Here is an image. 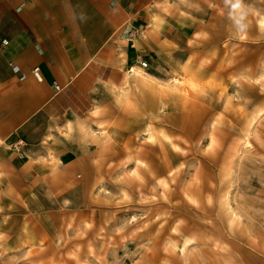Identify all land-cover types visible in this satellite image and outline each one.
<instances>
[{
  "label": "rangeland",
  "instance_id": "374dc122",
  "mask_svg": "<svg viewBox=\"0 0 264 264\" xmlns=\"http://www.w3.org/2000/svg\"><path fill=\"white\" fill-rule=\"evenodd\" d=\"M166 2L157 79L75 92L47 167L12 150L0 264H264V0Z\"/></svg>",
  "mask_w": 264,
  "mask_h": 264
},
{
  "label": "crops",
  "instance_id": "0c3cea01",
  "mask_svg": "<svg viewBox=\"0 0 264 264\" xmlns=\"http://www.w3.org/2000/svg\"><path fill=\"white\" fill-rule=\"evenodd\" d=\"M166 1L0 0V240L20 223L15 211H2L9 202L3 193L16 177L12 150L27 156L23 169L31 170L35 160L47 167L55 154L61 159L66 152L63 121L52 116L68 110L89 81L147 80L139 71L156 78L151 75L161 65L156 53L171 32V18L162 9ZM137 28H150L148 37L145 31L135 33ZM128 32L133 36H121ZM137 55L147 61L146 68L138 65ZM35 66L41 80L32 74Z\"/></svg>",
  "mask_w": 264,
  "mask_h": 264
},
{
  "label": "built area",
  "instance_id": "2783aa9c",
  "mask_svg": "<svg viewBox=\"0 0 264 264\" xmlns=\"http://www.w3.org/2000/svg\"><path fill=\"white\" fill-rule=\"evenodd\" d=\"M128 33L131 34L130 32H128ZM136 62L142 68H146L148 66L147 61L143 60L140 55L136 56ZM12 69L14 71H17L18 67L16 65H12ZM129 73H133L132 68H129ZM32 74L37 80H41V75H40V72H39V68L37 66L32 68ZM52 86L54 87V89L56 91H58L60 89V85L57 82H54L52 84Z\"/></svg>",
  "mask_w": 264,
  "mask_h": 264
},
{
  "label": "bare ground",
  "instance_id": "6f19581e",
  "mask_svg": "<svg viewBox=\"0 0 264 264\" xmlns=\"http://www.w3.org/2000/svg\"><path fill=\"white\" fill-rule=\"evenodd\" d=\"M134 69H135V68H133V70H134ZM134 71H135V70H134ZM134 71H133V72H134ZM132 74H133V73H132ZM151 75H152V74H151ZM125 76H126V74L124 75V77H125ZM171 78H173V81L176 83V85L180 82V80H179L180 78L178 79V78L175 77V76H174V77L172 76ZM173 81H172V82H173ZM174 82H173V84H175ZM182 82H183V81H182ZM261 109H262V108H261ZM263 110H264V109H263ZM261 115H262V114H261ZM257 116H258V115H257ZM258 117H259V116H258ZM240 138H241V137H240ZM241 139H242V138H241ZM239 142H240V141H239ZM241 142L244 143V145H245V144L248 145L249 140H248L247 137H244L243 140H241ZM249 144H250V143H249ZM247 145H246V146H247ZM226 163H227V162H226ZM227 165H228V164H227ZM226 203H229V202L227 201ZM229 205H230V204H229ZM229 205H228V206H229ZM228 206H227V207H228ZM229 207H230V206H229ZM233 208H234V207H233ZM220 209H221V208H220ZM235 211H236V210H235ZM236 213H237V212H234L233 209H232L231 215H230V213H229V216H228V221H229V223H232V222L236 219V217H237V214H236ZM240 215H241V214H240ZM238 216H239V214H238ZM225 219H226V218H225ZM239 220H240V219H239ZM226 224H227V223H226Z\"/></svg>",
  "mask_w": 264,
  "mask_h": 264
}]
</instances>
